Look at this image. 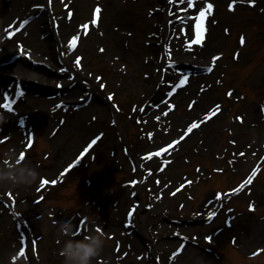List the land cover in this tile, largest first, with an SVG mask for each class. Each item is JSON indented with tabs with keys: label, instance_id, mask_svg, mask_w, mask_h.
<instances>
[{
	"label": "rangeland",
	"instance_id": "obj_1",
	"mask_svg": "<svg viewBox=\"0 0 264 264\" xmlns=\"http://www.w3.org/2000/svg\"><path fill=\"white\" fill-rule=\"evenodd\" d=\"M194 2L214 5L205 21L170 0H68L73 49L35 32L56 28L52 0H14L0 264H264V0ZM19 47L48 64L13 91L7 75L33 58Z\"/></svg>",
	"mask_w": 264,
	"mask_h": 264
},
{
	"label": "bare ground",
	"instance_id": "obj_2",
	"mask_svg": "<svg viewBox=\"0 0 264 264\" xmlns=\"http://www.w3.org/2000/svg\"><path fill=\"white\" fill-rule=\"evenodd\" d=\"M68 0H52L51 7L50 9H48L50 11V13L54 14V17L56 18V22H57V26L56 28H54V26H50L47 22L46 25H44L42 28L38 27L37 30L35 31L36 33H44V36L46 37L47 40L51 41L52 43H56V45L58 44H62V46H66V42H68L69 38L72 37V34L74 32H77L76 28H74V13H72L71 9L69 8V6L67 5ZM67 5V7H66ZM14 5V0H0V40L3 41L5 40V37L9 36L12 34V32L14 31L13 25H8L7 20V16L9 15V9L13 8ZM44 8L43 7L40 9L42 10ZM104 11V9H103ZM164 11H167V8L164 9ZM170 11V10H169ZM70 13V15H69ZM106 12H102L100 13L97 21L100 22V20L102 19V17L106 15ZM103 17V19H104ZM45 22V21H44ZM59 48V47H58ZM62 48V47H61ZM68 48V47H67ZM21 53H26L28 56L33 57L32 59H30L28 61V67H26L25 69H23V71H21L22 73L19 74H15L14 76H12L13 73H10L7 75V77L9 78V82L10 84H12V89L15 90L16 88L20 89L19 87V83L22 87H24L26 85V83H28L29 81H31V79H34L36 77H34L35 75L33 74V70L34 68H37L39 66H37L34 63V60L43 63L45 66V63L48 64L43 58H38L36 54L34 53H29V51L27 49L23 48H16L10 51V54H16V55H21ZM61 56V53H60ZM199 63H202L201 61H199ZM32 70V71H30ZM0 72L5 73L7 72L5 70V68H0ZM16 73V72H15ZM81 73L78 72V77H80ZM39 77V81L40 82H47L49 79L43 77V76H38ZM49 83V82H48ZM162 89H164V86H162L160 88L159 91H161ZM7 93V92H6ZM8 96V94H7ZM0 104H3L2 102H0ZM203 105L201 106L200 109H202ZM199 108V107H198ZM199 109V110H200ZM12 118V116H8V118ZM21 143H23V140L21 138L17 139L15 141V146L17 145H21Z\"/></svg>",
	"mask_w": 264,
	"mask_h": 264
},
{
	"label": "snow or ice",
	"instance_id": "obj_3",
	"mask_svg": "<svg viewBox=\"0 0 264 264\" xmlns=\"http://www.w3.org/2000/svg\"><path fill=\"white\" fill-rule=\"evenodd\" d=\"M170 2H171V3H176V4H186V5H187V8H198V12H199L198 19H200L201 21H203L206 12L209 11V10H211V9H213V7H214V5H213L211 2H207V3H206V7H199V6L194 2V0H170ZM236 2H237V0H232V2H231V4L229 5V7L234 9ZM248 2L254 5L255 2H256V0H248ZM37 7H43V5H39V4H38ZM66 7H67V5H66ZM183 10L186 11L187 9H183ZM95 12H96L97 16H99V13L101 12L100 7H97V8L95 9ZM69 15H70V13H69ZM181 19H183V18H181ZM27 23H28L27 20H25V21L23 22V24H27ZM22 26H23V25H22ZM82 27L85 28V29H87V28H88V24H83ZM197 28H198V29H201V28H202V25H197ZM202 34H203V33H202V31H201V35H202ZM78 40H79V36L73 35V36L71 37V40L69 41V47H71V48L74 49V48L76 47V45H77V41H78ZM240 43H241V44L244 43V38H243V37H241V39H240ZM21 47H22V46H21ZM218 58H219V57H213V60H216V59H218ZM76 64H77V65L80 64V59H79V58L76 59ZM211 70H212V69L210 68L209 71H211ZM187 80H188V77H187V76H184L182 79H180L179 84H180V85H184L185 82H186ZM228 94L231 96V95H232V92H229ZM3 95L7 96V93H3ZM193 103H195V102H193ZM3 107H4L5 109H9V110H11V109H12V102H6V103H4V104H3ZM174 107H175V105H173V108H174ZM216 108H219V106H216ZM215 114H216V113H215L214 111H209V113L206 115L205 119H208V118H210L211 116H213V115H215ZM165 115H167V113H165ZM198 126H199V122H193V123H191L190 126H188V128H187V133H191V132H192L194 129H196ZM183 138H184V137H181V139H183ZM178 142H179V141H175L174 143H178ZM93 143H95V140L93 141ZM168 147H172V145L169 144ZM23 158H24V154L21 153V159H23ZM251 181H252V176H249L248 179H247V181L244 182V184H241V185L239 186V188L233 189V191H234V192H238L241 188L245 187V185L248 184V183H250ZM52 182L55 183L56 181L53 180ZM44 183H47V181L45 180ZM189 183H191V181H189ZM9 195H11V193H9ZM209 215H210V216H215L216 213H215V212H211V213H209ZM209 239H210V237H209Z\"/></svg>",
	"mask_w": 264,
	"mask_h": 264
},
{
	"label": "clouds",
	"instance_id": "obj_4",
	"mask_svg": "<svg viewBox=\"0 0 264 264\" xmlns=\"http://www.w3.org/2000/svg\"><path fill=\"white\" fill-rule=\"evenodd\" d=\"M33 176L39 178V173L33 172Z\"/></svg>",
	"mask_w": 264,
	"mask_h": 264
}]
</instances>
